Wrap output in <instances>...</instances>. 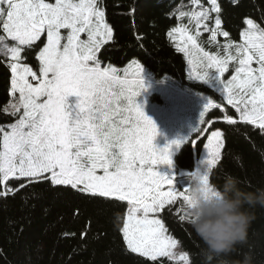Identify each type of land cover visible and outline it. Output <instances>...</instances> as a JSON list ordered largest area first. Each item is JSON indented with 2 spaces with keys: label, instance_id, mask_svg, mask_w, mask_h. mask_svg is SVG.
<instances>
[{
  "label": "snow or ice",
  "instance_id": "6c2138e0",
  "mask_svg": "<svg viewBox=\"0 0 264 264\" xmlns=\"http://www.w3.org/2000/svg\"><path fill=\"white\" fill-rule=\"evenodd\" d=\"M207 3L189 0L177 9L176 19L187 24L168 36L187 58L188 78H214L226 101L208 99L194 129L199 135L190 138L194 147L206 139L203 181L212 187L210 173L222 161L226 136L205 119L209 110H220L229 126L249 125L264 135V6L260 23L243 20L237 42L222 27L220 0ZM114 39L103 0H0V64L11 73L10 99L0 112L15 118L0 124V198L45 185L117 208L126 204L119 231L130 253L146 258L144 264L159 258L190 264L187 252L177 257L180 241L164 218L175 214L189 224L188 184L177 186L174 175L157 171L160 165L171 168L180 142L154 145L157 126L136 99L146 90L139 61L123 69L102 66L101 50ZM230 66L233 73L225 78Z\"/></svg>",
  "mask_w": 264,
  "mask_h": 264
},
{
  "label": "trees",
  "instance_id": "16d2710c",
  "mask_svg": "<svg viewBox=\"0 0 264 264\" xmlns=\"http://www.w3.org/2000/svg\"><path fill=\"white\" fill-rule=\"evenodd\" d=\"M222 27L235 41L245 28V18L260 23V9L264 0H220ZM208 7L207 0H203ZM189 0H103L105 18L113 28L114 41L101 50L102 63L122 67L136 60L154 76L164 75L195 88L214 92L201 84L187 81L184 55L178 52L168 36L171 28L187 19H176L177 9ZM213 17L215 14H212ZM214 24L210 22V26ZM264 26V24H262ZM204 33L202 40H207ZM220 44L225 38L218 36ZM214 51V45L203 44ZM31 63H37L32 58ZM10 70L0 64V108L10 99ZM218 100V97L215 95ZM221 102V101H220ZM230 114L234 110L227 106ZM218 109L209 112L214 119L213 129L225 132L222 161L210 173V186H220L226 176H234L244 191L264 187V135L249 125L229 126L224 123ZM15 118L0 112V124ZM239 131H236V129ZM205 139L198 141L199 153ZM178 170L191 173L194 152L191 142L186 143L174 158ZM126 204L117 208L104 200H88L73 193L58 192L54 187L40 185L21 190L15 198H0V264H144L146 258L130 253L122 241V227ZM255 219L248 230L247 244L239 248L232 259H242L251 253L253 264H264V208L252 210ZM170 234L180 241V247L189 254L190 264H219L209 261L202 253L203 244L187 222L179 221L173 214L165 216ZM87 231L85 237L82 232ZM65 233L75 235H65ZM154 264V262H148ZM158 264H179L159 258Z\"/></svg>",
  "mask_w": 264,
  "mask_h": 264
},
{
  "label": "clouds",
  "instance_id": "9594fccd",
  "mask_svg": "<svg viewBox=\"0 0 264 264\" xmlns=\"http://www.w3.org/2000/svg\"><path fill=\"white\" fill-rule=\"evenodd\" d=\"M205 167L197 168L187 176L189 226L203 244L202 253L219 264H253L251 253L242 259H232L239 248L247 244L248 230L255 219L252 211L264 208V187L244 191L241 181L226 176L225 182L209 187L203 181Z\"/></svg>",
  "mask_w": 264,
  "mask_h": 264
},
{
  "label": "rangeland",
  "instance_id": "374dc122",
  "mask_svg": "<svg viewBox=\"0 0 264 264\" xmlns=\"http://www.w3.org/2000/svg\"><path fill=\"white\" fill-rule=\"evenodd\" d=\"M216 50L217 49L214 51ZM184 58L187 81L204 85L205 87L211 89L214 94L202 88H195L186 83H179L167 75L160 78H154V76L143 67L146 90H143L136 98L137 103L143 106V110L146 115L150 117L157 126L158 134L153 141L154 145L157 148L162 149L173 141L180 142L179 148H176L175 146L173 148L171 157L173 164L171 168L168 165H160L157 167V171L161 174L169 176L174 175L177 186L178 184L176 182V178L178 173L176 172L174 165V156L186 143L191 140V137L192 139H196L199 135L194 132V129H196L200 123L201 112L204 111V106L208 99L211 98L217 101L215 95H218L223 99V96L220 93V85L214 78H210L208 82H200L188 78L189 65L187 58L185 56ZM129 63L117 68L123 69L127 67ZM106 65L107 63H102V66ZM232 73L233 68L230 66L229 72L225 74V78H230ZM210 75L214 77L215 73H211ZM209 112L205 116L206 120H209ZM200 127H207V125H200ZM206 156L207 152L203 146L200 154H198L196 158L195 169H203L205 167L204 161ZM175 252L178 257L180 252L185 251H183L179 245V247L175 249ZM174 261L179 264H183V262L178 259Z\"/></svg>",
  "mask_w": 264,
  "mask_h": 264
}]
</instances>
